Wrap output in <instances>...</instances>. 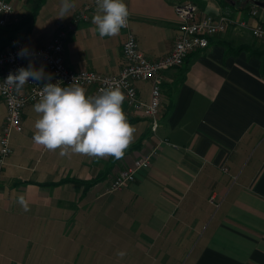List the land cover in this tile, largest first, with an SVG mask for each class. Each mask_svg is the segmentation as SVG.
<instances>
[{
  "label": "crops",
  "instance_id": "obj_1",
  "mask_svg": "<svg viewBox=\"0 0 264 264\" xmlns=\"http://www.w3.org/2000/svg\"><path fill=\"white\" fill-rule=\"evenodd\" d=\"M11 1L16 18L0 29V50L11 37L39 47L63 27L67 66L103 74L123 67L124 32L101 38L92 23L96 5L78 16L92 0H70L74 7L64 16L61 0H44L23 24L19 19L28 6ZM186 1L196 5V17L225 13L248 26L212 35L205 48L187 55L186 64L162 71L155 130L148 117L123 101L135 128L130 145L135 144L123 158L62 157L60 149L37 145L32 137L38 101L22 108V130L11 134L12 151L0 167V264H45V255L52 264H77L76 249L62 260L59 248L47 253L44 248L45 239L53 240V248L67 239V222L70 234L78 230L83 247L89 242L81 252L84 264H264V40L249 28L264 22V8L257 0H124L129 27L149 59L172 49L182 21L176 5ZM254 6L257 13L251 15ZM30 62L50 76L39 62L25 61L22 67ZM133 84L147 100L151 81ZM79 87L87 95L93 91V85ZM26 90L25 84L21 91ZM4 116L0 98V128ZM153 148L150 165L133 181L107 190L119 170ZM64 177L96 181L88 186L59 182ZM49 227L53 233L47 238Z\"/></svg>",
  "mask_w": 264,
  "mask_h": 264
},
{
  "label": "built area",
  "instance_id": "obj_2",
  "mask_svg": "<svg viewBox=\"0 0 264 264\" xmlns=\"http://www.w3.org/2000/svg\"><path fill=\"white\" fill-rule=\"evenodd\" d=\"M95 0L87 4L78 16H84V11ZM176 10L182 21L178 25L176 37L172 49L165 55L151 60L138 47L134 32L127 26L121 30L124 32L121 52L124 59L123 67L118 73L103 74L94 70L82 68L74 70L64 62L62 49L66 37L67 28H59L52 39L39 47H27L18 37H11L5 47L0 50V98L5 104V116L0 128V167H2L11 153L10 138L13 132L22 130L21 110L29 102L38 101L40 92L45 83H58L61 86L74 84L76 86L93 85L91 95L98 94L101 90L118 86L124 93L126 102L133 109L138 110L143 116L151 120V129L155 130L159 124V106L161 97L162 71L183 64L186 56L197 49L205 48L208 39L212 35L222 32L229 27L248 26L243 19L231 17L225 13H205L195 16L196 5L186 1L176 5ZM14 8L11 0H0V27L11 22ZM257 7L250 9L251 15H256ZM254 37L264 40V22L257 21L250 27ZM27 50L26 57L18 56L22 50ZM25 61L41 63L50 72V80L33 82L28 81L26 91H17L14 86H7L4 91V81L10 73L16 74ZM134 80H150V94L147 100L137 95ZM155 149L135 158L131 165L121 169L111 180L108 191H114L136 177V172L147 168L151 163ZM211 194L209 200L212 201Z\"/></svg>",
  "mask_w": 264,
  "mask_h": 264
},
{
  "label": "clouds",
  "instance_id": "obj_3",
  "mask_svg": "<svg viewBox=\"0 0 264 264\" xmlns=\"http://www.w3.org/2000/svg\"><path fill=\"white\" fill-rule=\"evenodd\" d=\"M96 13L92 23L101 38L114 37L127 26L130 12L124 0H95ZM74 5L70 0H61L60 15L67 14ZM18 56L26 57L22 49ZM50 80L43 69H36L31 62L27 68L20 67L16 74L10 73L5 83L20 91L29 80L41 82ZM125 96L118 86L101 90L96 95L74 84L61 86L58 83H45L40 98L33 110L38 118L37 130L32 139L37 145L48 150L60 149V156L82 154L95 158H123L125 150L134 138L135 128L126 119L122 109ZM70 149V152L68 151ZM20 204L27 210L23 197ZM123 257L125 253L119 252Z\"/></svg>",
  "mask_w": 264,
  "mask_h": 264
},
{
  "label": "rangeland",
  "instance_id": "obj_4",
  "mask_svg": "<svg viewBox=\"0 0 264 264\" xmlns=\"http://www.w3.org/2000/svg\"><path fill=\"white\" fill-rule=\"evenodd\" d=\"M28 12H29V8H28ZM28 14V13H27ZM27 14L25 13L24 14V17H22V19L20 20L19 19V21H22V20H24L26 17H27ZM20 15V14H19ZM227 15H229V14H227ZM230 16V15H229ZM232 17V16H231ZM14 18H16L15 16H14ZM13 18V19H14ZM19 23V22H18ZM7 26V25H6ZM1 36H4V34L2 35L1 34ZM5 37V36H4ZM6 38V37H5ZM44 81H46V80H44ZM67 210V209H66ZM71 225V223H66V230L64 229V232H65V234H66V238L67 239H61L60 241H59V245L58 246H56V243H55V247L53 248V240H50V239H45L44 240V248L46 249V253H47V250L49 251V250H51V251H55V249H57V248H59L60 249V253H61V255H62V260H63V256H65V255H67L70 251V254L69 255H72V253L74 252V250L76 249L77 250V257L75 258V260H76V263L77 264H84V262H81V259H84V258H81V256L83 257V255H81L82 253L81 252H85L86 250H88L89 249V247H88V244H89V242H87V247H83V243L82 242H84L80 237H78V235H77V233H78V230L76 231V230H74V231H76L74 234H70L69 233V226ZM61 226H63L62 224H61ZM71 228H72V225H71ZM52 233H53V229L52 228H46V231H45V235H46V237L47 238H50L51 236H52ZM83 233V231H81L80 232V234H82ZM71 243H73V246H74V248L72 247V246H70V244ZM71 247V248H70ZM73 249V250H72ZM80 254V255H79ZM48 259H49V257H48V255H45L44 256V261H45V264H52V261H51V263H49L48 262ZM64 264H67V263H64Z\"/></svg>",
  "mask_w": 264,
  "mask_h": 264
},
{
  "label": "trees",
  "instance_id": "obj_5",
  "mask_svg": "<svg viewBox=\"0 0 264 264\" xmlns=\"http://www.w3.org/2000/svg\"><path fill=\"white\" fill-rule=\"evenodd\" d=\"M44 2V0H24V3L28 6V8H29V12H28V14H27V17L24 19V21H22L21 23L23 24V23H26V22H30L33 18H34V16H35V14H36V12L38 11V9L40 8V6H41V4ZM21 24V25H22ZM0 29L1 30H6V28L5 27H0ZM9 39V38H8ZM8 41V40H7ZM5 40H3V43H2V48L5 46ZM187 57V56H186ZM186 58H185V60H184V62H183V64H186ZM186 65L184 66V69L186 70ZM135 144V143H134ZM134 144H131L126 150H128L129 148H131ZM125 150V151H126ZM65 181H73V182H77V183H81V184H83V185H85V186H88V185H90V184H92L93 182H95L96 181V179L94 178V179H91V180H83V179H76V178H73V177H64V178H62L59 182H65ZM39 185H47V184H50V183H47V182H41V183H38Z\"/></svg>",
  "mask_w": 264,
  "mask_h": 264
},
{
  "label": "water",
  "instance_id": "obj_6",
  "mask_svg": "<svg viewBox=\"0 0 264 264\" xmlns=\"http://www.w3.org/2000/svg\"><path fill=\"white\" fill-rule=\"evenodd\" d=\"M255 4L264 8V0H257L255 1Z\"/></svg>",
  "mask_w": 264,
  "mask_h": 264
},
{
  "label": "flooded vegetation",
  "instance_id": "obj_7",
  "mask_svg": "<svg viewBox=\"0 0 264 264\" xmlns=\"http://www.w3.org/2000/svg\"><path fill=\"white\" fill-rule=\"evenodd\" d=\"M190 2H192V1H190Z\"/></svg>",
  "mask_w": 264,
  "mask_h": 264
}]
</instances>
